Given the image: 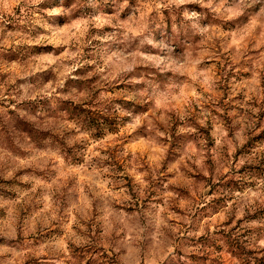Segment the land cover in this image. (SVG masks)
I'll use <instances>...</instances> for the list:
<instances>
[{"label": "clouds", "instance_id": "9594fccd", "mask_svg": "<svg viewBox=\"0 0 264 264\" xmlns=\"http://www.w3.org/2000/svg\"><path fill=\"white\" fill-rule=\"evenodd\" d=\"M44 0H0V32L7 29L9 23L16 18V9L22 10L25 23L35 16L37 6ZM198 5L199 11L188 7ZM85 8H98L96 0H85ZM167 10L172 17L171 30L164 17ZM70 11V10H69ZM155 12L156 15L152 16ZM31 14V16H30ZM51 14V13H50ZM212 16V22L208 17ZM70 25L61 31L71 33V43L76 46L75 53L64 51L63 55L53 53L47 54V64L41 62L39 67H34L35 62L29 63L27 67L13 62L12 77L10 84L12 92L5 96L4 90L0 89V101L5 103L9 99L17 101L16 105L8 106L18 114V120L30 126L31 135L17 124V119L6 120L2 125L7 134L6 139L0 138V176L4 179H12L21 168H29L37 164L40 159L51 160V167L55 168L60 175L51 183L38 181L32 189V195H22L14 205L24 208L31 203V213L25 218L12 217L8 227L11 228L10 238H15L16 229L19 227L27 236L28 233L35 235L37 232H47L53 223L63 225V235L56 240L41 245L33 252L38 264H66L69 259L68 244L77 247L102 243L105 248H110L116 253L119 264H183L184 257H178L175 249L180 246L178 241L186 240L192 235H209L214 238V232L223 228L231 231L236 227L237 221H243L240 228L232 233L233 237L242 235L247 229H252V235L246 247L256 251L264 250V219L248 220L245 217L255 214L264 208V178L255 182L254 188L245 187L243 192L229 190L221 195L229 197L226 205L221 211L209 220H205L200 226L199 232H190L188 226L197 225L200 217L196 215L206 202H211L217 197H208L206 193H194V197L203 199H192L180 201L175 191L170 189L169 184L164 183L161 189V203L147 201V196L153 191V186L162 174L160 172L166 154V147H152L151 156L145 159L141 153H132L135 162L132 169L133 182L125 187L123 175L117 174L116 170L105 165V161H111L110 153L104 150L103 145H94L84 158V164L78 169L68 172L64 171L65 165L60 155L49 153H34V137L41 141L61 137L62 143L68 149L73 144H68L67 139L78 136L81 140L88 138V133L81 131L76 124H69L62 116L59 109L52 100L61 94L55 88L48 85L46 88L43 81L47 78L49 70L61 72L62 76H71L78 68L86 65L93 68V74L99 76L102 86L113 87L118 83H126L132 86L144 85L141 79L144 71L155 73L159 82L147 84L141 87L130 99L139 103L150 104L152 122L167 125L172 115L175 114L180 120L191 114L193 106H198L201 113L205 112V105H210L217 97L218 87L223 81L217 75L215 67H209L208 60L217 59V52L213 50V40L221 35L219 27L225 24L231 25V31L223 33L221 47L224 53L235 61L245 58L253 49L259 50L264 46V0H148L140 12V15L131 22H120L115 27L119 28L120 36L118 43L123 45L121 51L124 55L116 60L112 56L107 58H85L86 53L81 49L84 47L82 38L88 28L77 29L81 23L94 25L95 18L85 20L82 17L72 19L69 16ZM110 22V21H109ZM215 25V26H214ZM197 38L200 47L197 49L189 45H195ZM22 46L25 41L15 42ZM63 44H69L64 41ZM163 44V49L158 45ZM61 47V45H55ZM150 49L155 51H149ZM171 49V53H169ZM16 51V48H13ZM55 55V59L51 57ZM158 60H153V56ZM171 56L172 59H166ZM191 58V59H189ZM74 61L71 68L66 67V62ZM264 62V52H260V59L256 62L258 69ZM188 65L187 70H181ZM77 77H73L76 79ZM259 73L255 72L253 85L245 97L246 102L258 94ZM33 80L36 83H33ZM184 82L190 86L187 97L172 95L173 89L170 81ZM62 86V85H61ZM41 88H44L41 91ZM167 92L168 102H161V95ZM62 99H69L63 96ZM30 101L34 108L25 110L22 106L24 101ZM77 103L79 101H76ZM17 105H21L18 107ZM5 109H0L4 113ZM120 105L114 106V112L119 113ZM250 111L258 114L261 108H251ZM146 118L136 117L131 129L135 130L142 125ZM258 121L247 118L246 128L255 129ZM151 133L154 142L166 136L165 131H160L155 123L150 122ZM245 129L237 132L233 140L225 137L216 139V149L208 153L202 146L199 149L189 147L185 153L186 160L196 169L203 170L206 157L210 155L217 163L222 159L221 152L225 145L228 146V156L235 153L237 147H243ZM191 131H195L191 129ZM127 155L126 152L121 156ZM27 156L28 159L22 157ZM140 161H144L149 167L144 168ZM226 163L231 168V161ZM244 161L236 167L243 165ZM38 166V165H37ZM223 170V165L217 171V176ZM107 174V176L105 175ZM126 174V173H125ZM205 175L209 173L205 171ZM27 180L28 177H17ZM237 180L244 182V176H236ZM71 181L70 184L64 183ZM41 191L37 195L36 188ZM27 197V198H26ZM63 201V204H61ZM178 208L179 213L174 209ZM233 222L224 226V222L231 217ZM93 221L96 229L91 233L100 235L96 240L90 238L87 227L89 221ZM205 227L210 231L206 232ZM83 228V231H81ZM0 234H4V228L0 227ZM245 239H248L247 237ZM5 251L11 253L12 258L5 257ZM27 255L24 251L17 252L14 248L0 250V264H19Z\"/></svg>", "mask_w": 264, "mask_h": 264}, {"label": "rangeland", "instance_id": "374dc122", "mask_svg": "<svg viewBox=\"0 0 264 264\" xmlns=\"http://www.w3.org/2000/svg\"><path fill=\"white\" fill-rule=\"evenodd\" d=\"M96 2H98V8L93 10L83 6L85 0H44V3L35 9V16L31 17L27 23L20 19L22 10H15L17 19L9 23L5 31L0 32V89L4 90L5 96H10L12 92L10 80L13 75L11 69L14 61L24 67L35 62L33 66L39 67L41 62L47 64L45 57L49 53L63 55L62 48L75 53L76 46L71 43V33L61 31L70 25L69 16L72 19L82 17L85 20H91L94 17V25H98L81 23L77 29H74L88 28L82 38L84 47L81 50L87 54L85 58L112 56L113 60H116L124 55L121 51L123 45L118 43L121 30L115 26L118 20L129 23L138 17L148 0H96ZM188 7L200 10L198 5ZM155 15L156 13L153 12L152 16ZM164 17L171 30L172 17L167 10L164 11ZM212 20L210 15L208 22ZM219 31L221 35L213 40L215 45L213 50L217 52V59L206 61L209 67H215L217 75L223 81L218 87L215 101L210 102V105H205L206 111L203 113L198 106H193V111L185 120H180L177 115L173 114L167 125L158 121L152 122L150 104L130 99L139 88L146 87L149 83L159 82L160 78L155 73L143 72L141 79L145 81L144 85L132 86L121 82L113 87H107L98 83L99 76L94 75L93 68L87 65L84 68H78L71 76H62L63 69L60 72L49 70L43 84L45 88L51 85L61 94L55 97L52 103L59 109L60 116L64 120L69 124H76L81 131L87 132L88 138L81 140L78 136L69 137L67 143L73 144L74 141L75 143L72 149H68L59 136L44 141L34 137L35 151L33 154L60 155L64 161V171L68 172L84 164L85 156L93 150L94 145H103L104 150L110 153L112 158L110 162L105 161V165L114 168L117 174L123 175V183L125 187H128L133 182L132 169L135 162L132 159V153H141L145 159H148L152 154V147L165 146L167 151L160 172L166 174V179L165 175L160 176L146 200L162 202L163 184L161 181L164 183L175 181L169 184V187L175 191L181 202L203 199V197H194V193H206L208 197H217L211 202H206L205 206L196 213L201 218L199 223L188 226L190 232H199L203 222L215 217L226 205V200L230 196H222V192L227 193L229 190L243 192L245 187L254 188L255 182L264 178V62H261L258 69L255 68L256 62L260 59V52H264V46L259 50H251L245 58L237 62L224 53L220 44L222 34L230 32L231 25L220 26ZM20 40L25 43L17 46L15 42ZM66 40L69 44H63ZM55 45H61V47ZM158 47L163 49L164 45L160 44ZM192 47L197 49L200 47L199 38L195 45H189V50ZM13 48H16V51H13ZM149 51L155 50L150 49ZM168 51L171 53V49ZM51 58L55 59V55ZM152 59L158 60L159 57L154 55ZM166 59L170 60L172 57L169 55ZM73 64L74 61L66 62V67L71 68ZM181 70L190 71L187 64ZM255 72L259 73L260 91L246 102L245 97L248 90L254 87ZM73 77L77 78L73 79ZM33 83L36 81L33 80ZM169 83L176 90L172 92V95L177 96L178 99L187 97L189 85L175 80ZM43 90L44 88H41V91ZM168 95L167 92L161 95L162 103L168 102ZM63 96H68L69 99H62ZM9 104L16 105L17 101L14 99H9L7 103L0 101V109L6 110L0 113V138L6 139L7 134L2 125L6 120L13 118L17 119L19 127L31 135L30 126L18 120L17 112L10 108ZM115 105H120L122 111L114 112ZM22 106L26 111L34 108V105L27 100ZM251 108H261V111L254 114L250 111ZM136 117L146 119L142 120L141 126L132 130L131 125L135 123ZM247 118L258 121L255 129L246 128ZM150 122L155 123L160 131L166 132V136L160 138L159 142H154ZM242 128L245 129L243 133L245 142L243 147L236 148L231 157L228 156V146L225 145L219 163L208 155L203 170L196 169L186 160L185 153L188 152L189 147L199 149L203 146L208 153H211L216 149V139L226 136L227 139L235 142V134ZM124 152L127 155L122 157L121 153ZM22 158L28 159L27 156ZM228 160L231 161L230 169L226 163ZM242 160L243 165L237 168L236 166ZM51 163V160L40 159L36 165L27 169H19L12 179H4L0 176V227L4 228V234H0V250L14 248L17 252H26L27 255L19 264H38L33 252L44 243L54 242L57 237L63 235V225L58 226L53 223L47 232H37L35 235L28 233L26 236L24 231L18 227L15 238L9 236L11 228L8 224L12 217H16L19 221L20 218L33 214L31 203L21 208L14 205V202L22 195H32V189L38 181L51 183L60 175L55 168L50 166ZM140 164L144 168L149 167L144 164V161H140ZM221 165H223V170L217 176ZM205 171L209 174L205 175ZM25 175L28 177L27 180L17 178ZM236 176H244V182L241 183L235 178ZM64 183L70 184L71 181ZM40 191L41 189L37 187L36 194L38 195ZM174 210L179 213L178 208ZM234 219V216L229 218L224 222V226L228 227ZM245 219H264V208L259 209L255 214H250ZM241 223L243 221H237L236 227L231 231L226 232L223 228L216 230L214 238L209 235H192L186 240L181 238L178 241L180 246L175 251L178 257H184L183 264H264V250L256 251L245 246L249 243L252 229H247L242 235L233 237L232 233L240 228ZM84 227H87L92 240L95 241L100 235L99 230L96 231L95 236L91 235L96 229L93 221L90 220ZM205 231L208 232L210 229L205 227ZM246 237L248 239H245ZM68 248L69 259L66 260V264H119L116 253L110 248H105L102 243L80 247L68 244ZM5 257L11 259L12 255L5 251Z\"/></svg>", "mask_w": 264, "mask_h": 264}]
</instances>
